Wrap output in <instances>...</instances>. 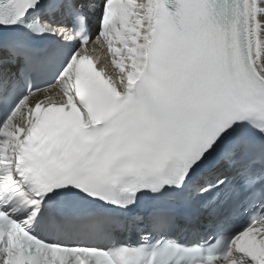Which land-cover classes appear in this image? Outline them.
<instances>
[{
    "label": "snow or ice",
    "instance_id": "snow-or-ice-1",
    "mask_svg": "<svg viewBox=\"0 0 264 264\" xmlns=\"http://www.w3.org/2000/svg\"><path fill=\"white\" fill-rule=\"evenodd\" d=\"M0 264H264V0H0Z\"/></svg>",
    "mask_w": 264,
    "mask_h": 264
},
{
    "label": "bare ground",
    "instance_id": "bare-ground-1",
    "mask_svg": "<svg viewBox=\"0 0 264 264\" xmlns=\"http://www.w3.org/2000/svg\"><path fill=\"white\" fill-rule=\"evenodd\" d=\"M91 47H95V45L90 46V48H91ZM96 55L100 56V55H101V52L98 51V52L96 53ZM103 55H107V54H106V53H103ZM109 70H110V69H109ZM55 93H56V90H55V89L49 91V94H50V95L55 96ZM40 95L42 96L43 94H40Z\"/></svg>",
    "mask_w": 264,
    "mask_h": 264
}]
</instances>
